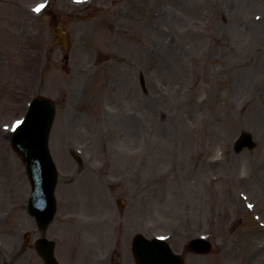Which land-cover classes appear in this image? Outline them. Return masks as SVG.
<instances>
[{
  "label": "rangeland",
  "instance_id": "rangeland-1",
  "mask_svg": "<svg viewBox=\"0 0 264 264\" xmlns=\"http://www.w3.org/2000/svg\"><path fill=\"white\" fill-rule=\"evenodd\" d=\"M37 95L57 106L61 264H137L138 234L184 264H264V0H0V264H44L10 141Z\"/></svg>",
  "mask_w": 264,
  "mask_h": 264
},
{
  "label": "water",
  "instance_id": "water-1",
  "mask_svg": "<svg viewBox=\"0 0 264 264\" xmlns=\"http://www.w3.org/2000/svg\"><path fill=\"white\" fill-rule=\"evenodd\" d=\"M59 41L68 48V35L59 34ZM55 114V105L51 100L37 97L25 122L11 138L12 147L25 164L33 189L29 200V214L35 218L42 231L53 222L57 211L55 189L58 174L49 151V135ZM255 146L252 136L244 133L237 141L235 149L240 152ZM76 159L79 160L78 157ZM189 248L200 254L211 251V246L201 240L191 242ZM37 249L45 264H59L55 257L54 242L43 238L38 241ZM134 253L139 264H183L181 257L173 254L165 242L149 241L141 235L134 240Z\"/></svg>",
  "mask_w": 264,
  "mask_h": 264
},
{
  "label": "clouds",
  "instance_id": "clouds-1",
  "mask_svg": "<svg viewBox=\"0 0 264 264\" xmlns=\"http://www.w3.org/2000/svg\"><path fill=\"white\" fill-rule=\"evenodd\" d=\"M223 156V151L222 149L218 146L213 154L212 157H210V160L211 161H217V160H220ZM241 175H245V171L243 170V167H242V171H241Z\"/></svg>",
  "mask_w": 264,
  "mask_h": 264
},
{
  "label": "snow or ice",
  "instance_id": "snow-or-ice-1",
  "mask_svg": "<svg viewBox=\"0 0 264 264\" xmlns=\"http://www.w3.org/2000/svg\"><path fill=\"white\" fill-rule=\"evenodd\" d=\"M42 7H43V5L41 6V8ZM40 10H41L40 8L36 9L37 12H39ZM16 127H19V122L17 123Z\"/></svg>",
  "mask_w": 264,
  "mask_h": 264
}]
</instances>
